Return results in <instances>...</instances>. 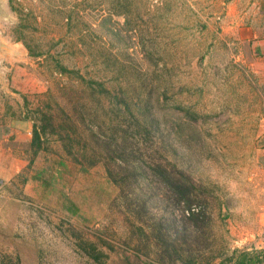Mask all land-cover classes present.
Here are the masks:
<instances>
[{"label": "rangeland", "instance_id": "1", "mask_svg": "<svg viewBox=\"0 0 264 264\" xmlns=\"http://www.w3.org/2000/svg\"><path fill=\"white\" fill-rule=\"evenodd\" d=\"M216 8L211 0H0V33L27 53L21 82L2 98L10 117L32 127L37 110L61 120L75 106L117 137L108 105L118 95L141 122L150 113L159 123L131 140L136 175L114 168L122 189L103 163L75 162L52 133L35 155L27 144L23 169L0 190V264H235L234 251L264 249V72L256 55L237 57ZM57 62L74 73H59ZM91 79L111 95L93 93ZM128 117L118 119L134 132ZM153 161L194 185L202 227L151 174ZM92 246L97 260L85 250Z\"/></svg>", "mask_w": 264, "mask_h": 264}, {"label": "trees", "instance_id": "2", "mask_svg": "<svg viewBox=\"0 0 264 264\" xmlns=\"http://www.w3.org/2000/svg\"><path fill=\"white\" fill-rule=\"evenodd\" d=\"M54 69L61 74L74 73L73 70H69L60 62L54 64ZM79 77L83 81L85 80L82 76L79 75ZM88 82L93 93L103 94V96L111 95L109 89L106 88L101 81L91 79ZM115 98L117 101L110 99L108 111L111 113V120L116 121V123L112 125V128L120 133L119 136L116 137L111 135L105 137L102 135L98 129V126L101 127L102 124L96 123L94 118L90 119V124L85 122L84 116L80 115V112L75 106H72L69 112H64V118H61V120H58L52 113L37 110L40 115L37 120L33 121L31 131L30 148L32 154L35 155L42 149L43 136L49 132L57 136L62 143L64 151L70 155L75 162H80L84 167H92L97 163H103L106 167L107 175L112 181L118 183L119 186L121 185L119 182L122 178L119 177V174L114 168L120 167L123 171L127 172V178H130L131 174L135 176L137 164L135 162L134 152H136V150L135 143L131 140L136 136H142L145 133L148 135L151 131H158L159 123L157 118L151 116L150 113L142 114L144 117L142 123L136 113L134 114V111L130 107V103L124 100V97L115 95ZM143 107L149 109V100L146 101V105ZM101 108L103 107L101 106ZM140 108L139 105H136L135 111L140 113ZM62 110L65 111L63 108ZM128 114H130L131 117H128ZM120 117L124 118L125 121L127 119L126 117L135 119L134 123H132L135 125L133 129L134 132L127 131L130 127L129 124L128 127L123 121L118 119ZM135 121L139 123L137 126ZM80 123L83 125L82 129L79 128ZM111 139L115 141V143ZM81 140H84V142ZM87 142H89V146ZM76 145L77 147H75ZM148 168L151 174L157 177L164 184L166 189L169 190L172 196H174V202L187 213V219L190 220L196 228L202 227L203 223L206 222V215L204 213L205 205H203V200L195 191L194 185L185 182L181 179L180 175H175L172 170L168 169L167 166L160 162H150L148 163ZM128 184H131V182ZM85 250L87 254L92 256L95 260L99 258V253H95L96 249L93 246ZM229 259L233 260L235 264H264V249H253V251L246 250L238 253L234 251ZM207 264L223 263L208 261Z\"/></svg>", "mask_w": 264, "mask_h": 264}, {"label": "crops", "instance_id": "3", "mask_svg": "<svg viewBox=\"0 0 264 264\" xmlns=\"http://www.w3.org/2000/svg\"><path fill=\"white\" fill-rule=\"evenodd\" d=\"M217 5L216 16L222 21L224 34L241 59L253 58L256 70L264 72V0H211ZM220 7V10H219ZM0 33V179L10 180L23 168L24 148L31 141V123L10 117L4 104V92L9 84L21 82L22 64L26 50L17 40ZM21 71L23 73H21ZM259 72V71H258ZM9 117H8V116ZM7 117V119H5ZM23 148V149H22ZM259 163L264 169V148L259 153Z\"/></svg>", "mask_w": 264, "mask_h": 264}, {"label": "built area", "instance_id": "4", "mask_svg": "<svg viewBox=\"0 0 264 264\" xmlns=\"http://www.w3.org/2000/svg\"><path fill=\"white\" fill-rule=\"evenodd\" d=\"M2 183H3V181L0 179V190L2 188Z\"/></svg>", "mask_w": 264, "mask_h": 264}]
</instances>
